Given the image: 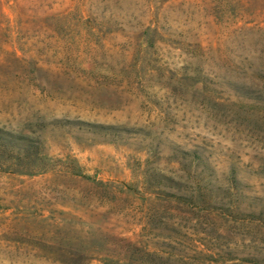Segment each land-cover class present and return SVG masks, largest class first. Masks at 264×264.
Instances as JSON below:
<instances>
[{
    "label": "rangeland",
    "instance_id": "374dc122",
    "mask_svg": "<svg viewBox=\"0 0 264 264\" xmlns=\"http://www.w3.org/2000/svg\"><path fill=\"white\" fill-rule=\"evenodd\" d=\"M0 264H264V0H0Z\"/></svg>",
    "mask_w": 264,
    "mask_h": 264
},
{
    "label": "trees",
    "instance_id": "16d2710c",
    "mask_svg": "<svg viewBox=\"0 0 264 264\" xmlns=\"http://www.w3.org/2000/svg\"><path fill=\"white\" fill-rule=\"evenodd\" d=\"M59 168L71 175L87 178L77 160L55 159L45 152L42 143L34 135L0 129V171L38 176Z\"/></svg>",
    "mask_w": 264,
    "mask_h": 264
}]
</instances>
